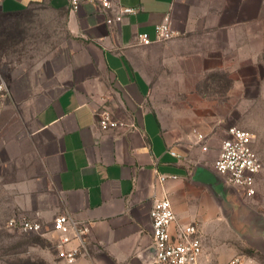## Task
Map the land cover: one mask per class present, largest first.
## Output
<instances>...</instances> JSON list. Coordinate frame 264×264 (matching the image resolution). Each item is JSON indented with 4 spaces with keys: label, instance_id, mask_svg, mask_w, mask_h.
<instances>
[{
    "label": "crops",
    "instance_id": "obj_1",
    "mask_svg": "<svg viewBox=\"0 0 264 264\" xmlns=\"http://www.w3.org/2000/svg\"><path fill=\"white\" fill-rule=\"evenodd\" d=\"M111 1L0 0V206L84 222L87 249L67 264H151L162 197L203 241L230 225L206 182L213 154L184 147L160 111L206 109L216 79L249 77L264 51V0ZM166 20L173 38L139 43ZM103 110L122 125L103 129Z\"/></svg>",
    "mask_w": 264,
    "mask_h": 264
},
{
    "label": "rangeland",
    "instance_id": "obj_2",
    "mask_svg": "<svg viewBox=\"0 0 264 264\" xmlns=\"http://www.w3.org/2000/svg\"><path fill=\"white\" fill-rule=\"evenodd\" d=\"M216 80L221 83L214 88L218 91L208 93L215 103H209L206 109L161 110L164 130L187 149L211 153L215 160L229 127L253 133V147L263 163L255 176V193L248 196L226 190L224 207L230 225L206 236L201 264H233L237 258L264 264V51L254 74ZM7 220V206H0V264H67L58 257L52 240L8 227Z\"/></svg>",
    "mask_w": 264,
    "mask_h": 264
},
{
    "label": "built area",
    "instance_id": "obj_3",
    "mask_svg": "<svg viewBox=\"0 0 264 264\" xmlns=\"http://www.w3.org/2000/svg\"><path fill=\"white\" fill-rule=\"evenodd\" d=\"M96 3L105 9L113 7L111 0H70L72 9L77 10L82 3ZM136 9L124 7L117 14L116 20H122L123 13H133ZM112 21V19H109ZM175 36L169 20L156 26V34L138 35L139 43L150 45ZM9 94V87L0 74V97ZM99 122L103 129L119 127L120 121L115 119L109 110L99 113ZM203 136H200V140ZM254 136L250 131L231 126L222 141L220 154L215 160L216 172L224 180L248 196L255 193V176L263 169V163L253 147ZM207 149V146H204ZM173 155L180 156L176 151ZM167 177L160 176L161 181ZM152 237L155 256L151 264H201L204 256V241L198 223H176L177 215L168 197L156 200L151 209ZM7 226L26 232L36 233L54 242L60 259L75 263L87 249V225L68 212L57 214L50 226L34 220L25 213H17L7 220ZM233 264H261L254 260L235 259Z\"/></svg>",
    "mask_w": 264,
    "mask_h": 264
},
{
    "label": "water",
    "instance_id": "obj_4",
    "mask_svg": "<svg viewBox=\"0 0 264 264\" xmlns=\"http://www.w3.org/2000/svg\"><path fill=\"white\" fill-rule=\"evenodd\" d=\"M206 182L211 187L218 199H221L223 202L225 200V193L227 192V189H230L228 190L230 192L229 194L238 193L237 189L228 184L226 181V183L224 181H221L220 178H218V176L214 173H209L207 175Z\"/></svg>",
    "mask_w": 264,
    "mask_h": 264
}]
</instances>
